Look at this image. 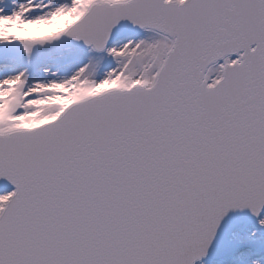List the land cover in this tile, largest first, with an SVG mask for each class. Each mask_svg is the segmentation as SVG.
<instances>
[{"label":"snow or ice","instance_id":"6c2138e0","mask_svg":"<svg viewBox=\"0 0 264 264\" xmlns=\"http://www.w3.org/2000/svg\"><path fill=\"white\" fill-rule=\"evenodd\" d=\"M0 264H264V0H0Z\"/></svg>","mask_w":264,"mask_h":264}]
</instances>
